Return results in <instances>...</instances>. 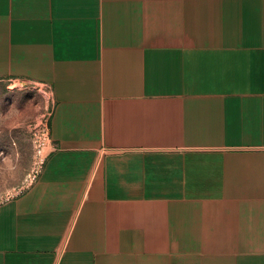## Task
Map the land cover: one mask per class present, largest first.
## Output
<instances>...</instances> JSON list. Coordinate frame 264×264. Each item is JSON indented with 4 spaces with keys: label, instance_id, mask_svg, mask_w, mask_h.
I'll list each match as a JSON object with an SVG mask.
<instances>
[{
    "label": "crops",
    "instance_id": "0c3cea01",
    "mask_svg": "<svg viewBox=\"0 0 264 264\" xmlns=\"http://www.w3.org/2000/svg\"><path fill=\"white\" fill-rule=\"evenodd\" d=\"M0 77L54 141L0 264H264V0H0Z\"/></svg>",
    "mask_w": 264,
    "mask_h": 264
},
{
    "label": "rangeland",
    "instance_id": "374dc122",
    "mask_svg": "<svg viewBox=\"0 0 264 264\" xmlns=\"http://www.w3.org/2000/svg\"><path fill=\"white\" fill-rule=\"evenodd\" d=\"M44 88V87H43ZM39 83L0 77V200L24 187L32 170L35 124L48 117L50 94ZM49 95V96H48Z\"/></svg>",
    "mask_w": 264,
    "mask_h": 264
},
{
    "label": "built area",
    "instance_id": "2783aa9c",
    "mask_svg": "<svg viewBox=\"0 0 264 264\" xmlns=\"http://www.w3.org/2000/svg\"><path fill=\"white\" fill-rule=\"evenodd\" d=\"M39 84L41 85L42 88L44 87L43 88L44 90L42 91L49 92L50 100H51V107H52L53 97L51 93V88L45 83H39ZM50 111H49V115H50ZM48 117L44 120L38 121L34 125L35 128L32 133L33 134L32 136V149H33L32 166L33 167H32L31 173H29L28 175L29 178L27 179L25 186L24 187L22 186L20 191L26 188V186H28L37 177L40 169L42 168L45 162L47 155L49 154L50 151H52V149H54V141L52 140L51 135H50Z\"/></svg>",
    "mask_w": 264,
    "mask_h": 264
}]
</instances>
